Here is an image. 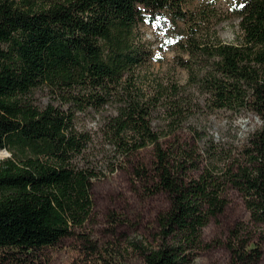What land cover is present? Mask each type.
Returning <instances> with one entry per match:
<instances>
[{
	"label": "trees",
	"instance_id": "1",
	"mask_svg": "<svg viewBox=\"0 0 264 264\" xmlns=\"http://www.w3.org/2000/svg\"><path fill=\"white\" fill-rule=\"evenodd\" d=\"M192 1L0 0V151L13 156L0 162L5 262L39 264L49 248L83 236L98 173L78 162L89 136L75 129V113L117 98L125 77L146 61L137 40L142 24H162L183 54L204 61L201 74H194L190 60L180 65L210 110L250 112L262 122L247 139L241 160L234 162L230 154L220 167L213 156L192 178L188 172L196 164L175 160L161 142L165 134L152 126L161 98L120 96L116 114L104 126L110 145L123 159L151 146L150 167L142 164L134 176L150 193L169 200V209L157 218L160 244L138 248L143 264H191L203 228L225 211L227 187L242 191L248 208L264 219V0L231 2L241 32L237 44L219 38L215 9L193 7ZM39 87L50 89L62 106H36L28 96ZM180 89L174 87L175 97ZM183 101L170 107L171 131L184 120ZM259 262L244 248L232 255V264Z\"/></svg>",
	"mask_w": 264,
	"mask_h": 264
},
{
	"label": "rangeland",
	"instance_id": "2",
	"mask_svg": "<svg viewBox=\"0 0 264 264\" xmlns=\"http://www.w3.org/2000/svg\"><path fill=\"white\" fill-rule=\"evenodd\" d=\"M232 1H192L193 7L208 6L220 14V23L215 29L227 44H237L241 37L239 19L231 12ZM137 32V40L147 52L146 61L125 77L117 90V98L111 97L99 109L89 107L77 111L74 117L75 129L89 136L78 162L98 173L92 181V217L79 232L83 236L65 238L58 246L49 248L39 264H143L139 246L148 248L160 244L157 218L169 209V200L165 194L150 193L146 183L134 176L135 168L142 164L150 167L152 147L133 158L123 159L110 145L104 131L107 119L116 114L120 96L131 94L150 101L161 98L153 110L152 126L165 134L161 142L175 160L184 157L196 164L197 168L188 172L192 178L200 176L214 161L213 156L217 157L216 164L220 167L230 154L234 162L241 160L247 139L262 125L260 118L250 112L235 115L208 108L204 97L191 84L190 72L180 65L182 60L190 58L178 48L175 35L162 24L159 27L142 24ZM190 61L194 74H201L204 61ZM175 86L182 88L178 97L174 96ZM28 98L39 107L51 103L62 106L60 98L46 87L33 90ZM182 99L184 120L171 131L175 120L170 107ZM0 152H4L0 162L13 158L8 150ZM225 197V211L211 218L203 228L202 242L191 264H232L233 252L243 248L259 256V264H264L263 217L248 208L249 198L242 191L227 187ZM90 244L94 249L88 247ZM0 264L12 263L0 257Z\"/></svg>",
	"mask_w": 264,
	"mask_h": 264
},
{
	"label": "bare ground",
	"instance_id": "3",
	"mask_svg": "<svg viewBox=\"0 0 264 264\" xmlns=\"http://www.w3.org/2000/svg\"><path fill=\"white\" fill-rule=\"evenodd\" d=\"M4 152H0V155H2Z\"/></svg>",
	"mask_w": 264,
	"mask_h": 264
}]
</instances>
